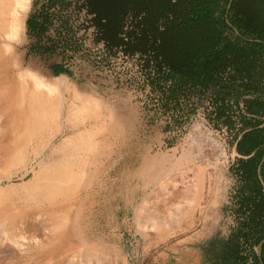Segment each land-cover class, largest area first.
Listing matches in <instances>:
<instances>
[{
    "label": "rangeland",
    "instance_id": "1",
    "mask_svg": "<svg viewBox=\"0 0 264 264\" xmlns=\"http://www.w3.org/2000/svg\"><path fill=\"white\" fill-rule=\"evenodd\" d=\"M83 4L84 0H66L48 8V0H28L24 41L16 47L22 67L32 74L65 77L78 103L90 99L92 109L106 122L97 132L104 146L93 190L100 193L102 178L108 180L109 239L126 264H210L212 248L223 246L236 226L234 134L209 119L205 104L184 98L178 105L165 102L139 54L110 52L97 41L92 16ZM46 9L44 33L28 34L27 18ZM197 129L215 138L224 154L215 161L220 151L213 148L207 157L217 165L210 170L204 202L192 196L193 174L181 175L182 165L195 152ZM173 179L178 191L169 195ZM156 198L164 199L165 208L177 214L155 231L138 228L139 218L147 215ZM93 201L101 204L102 198L93 196ZM95 216L90 220L93 225L98 222ZM92 229L94 237L101 236L99 227Z\"/></svg>",
    "mask_w": 264,
    "mask_h": 264
},
{
    "label": "bare ground",
    "instance_id": "2",
    "mask_svg": "<svg viewBox=\"0 0 264 264\" xmlns=\"http://www.w3.org/2000/svg\"><path fill=\"white\" fill-rule=\"evenodd\" d=\"M27 12L28 0H0V264H126L109 239L108 180L102 178L100 193L93 190L104 146L97 132L106 122L90 99L78 103L65 77L23 69L16 47L24 41ZM197 131L195 152L181 175L193 174L192 196L204 202L215 168L207 157L219 150V161L224 154L215 138ZM207 145L212 147L204 151ZM172 186L169 195L178 191ZM165 203L153 200L137 227L155 231L173 219L178 211ZM93 226L100 237L93 236Z\"/></svg>",
    "mask_w": 264,
    "mask_h": 264
},
{
    "label": "trees",
    "instance_id": "3",
    "mask_svg": "<svg viewBox=\"0 0 264 264\" xmlns=\"http://www.w3.org/2000/svg\"><path fill=\"white\" fill-rule=\"evenodd\" d=\"M66 0H48V8ZM97 41L140 55L165 102L197 101L234 134L236 226L210 264H264V0H84ZM46 11L26 20L42 35ZM41 20V21H40ZM236 31V32H235ZM60 71L59 73H64Z\"/></svg>",
    "mask_w": 264,
    "mask_h": 264
},
{
    "label": "water",
    "instance_id": "4",
    "mask_svg": "<svg viewBox=\"0 0 264 264\" xmlns=\"http://www.w3.org/2000/svg\"><path fill=\"white\" fill-rule=\"evenodd\" d=\"M235 32H236V31H235ZM263 244H264V240H262V241L258 244V246H257V248H256V254H257L258 257L260 256V251H261V247H262Z\"/></svg>",
    "mask_w": 264,
    "mask_h": 264
}]
</instances>
